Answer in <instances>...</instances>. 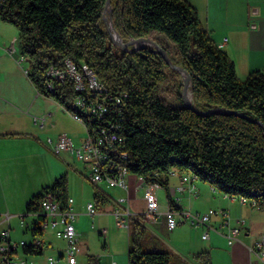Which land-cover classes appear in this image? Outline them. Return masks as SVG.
Masks as SVG:
<instances>
[{"label": "trees", "instance_id": "trees-1", "mask_svg": "<svg viewBox=\"0 0 264 264\" xmlns=\"http://www.w3.org/2000/svg\"><path fill=\"white\" fill-rule=\"evenodd\" d=\"M104 3L6 0L0 20L15 26L21 53L29 63L26 73L36 91L76 112L71 81H57L48 88L46 69L62 66L65 58L86 64L108 91L127 93L121 122L126 168L131 173L166 189L171 170L188 173L264 210V126L258 122L264 123V69L239 77L234 62L213 41L188 0H110L113 25L123 40L149 36L173 63L189 72L197 110L219 106L232 111L199 114L183 104L181 74L160 54L150 46L124 51L110 41L102 19ZM169 92L180 104L166 101L164 94ZM84 124H92V119H84ZM66 183L62 174L27 200L26 213L36 216L28 230L30 239L10 252L24 257L42 254L44 216L38 213L42 191L50 189L63 202ZM166 195L173 205L169 192ZM92 199L98 208L104 196L94 188ZM129 224L127 264H170L171 251L143 250L144 225L137 219ZM194 257L211 264L205 251ZM86 258L87 264H100L92 254Z\"/></svg>", "mask_w": 264, "mask_h": 264}, {"label": "crops", "instance_id": "crops-1", "mask_svg": "<svg viewBox=\"0 0 264 264\" xmlns=\"http://www.w3.org/2000/svg\"><path fill=\"white\" fill-rule=\"evenodd\" d=\"M188 1L196 8L202 25L208 30L215 43L222 41L226 37V41L221 48L234 62L235 70L239 77L246 76L254 69H264V0ZM1 22L0 26L2 28L5 27V30H12L9 23ZM10 39V37L4 39L3 43H8ZM7 62L15 68V75L14 78L12 76L9 77L10 73L5 75L6 73L2 70L3 62L0 58V202L1 199H4L10 212H7L5 217L0 219V223L2 220H6L7 224L2 230H8L9 238L12 241L20 239L28 241L30 239L28 230L36 216L26 213L25 204L27 200L44 186L51 184L58 175H61L65 163L73 166L85 179H88V170L86 164L82 172L76 166V163L69 162L66 151L55 154L56 157L51 155L52 151L46 144V137H54L60 133L58 129L63 127L58 123L60 122L58 120L60 116L65 117L68 121L73 118L66 109L50 96L38 93L30 82L26 71L22 73L17 62L13 59H7ZM21 84L22 88L19 89L18 87ZM23 89L27 90L24 91ZM41 100L47 101L48 104H53V110L50 111L48 107L49 109L46 111L43 107H40ZM52 114V121L49 122ZM35 117H43V119H37L35 122ZM55 124L60 128H54ZM66 133L71 137L68 132ZM83 137L84 128L83 135L78 138L76 144ZM71 139L73 141L72 137ZM51 157L58 167L53 176H51L47 166V162L49 163ZM26 173H30L31 177L29 178L30 181L24 184L21 183L18 177L24 176ZM181 175L177 170H171L166 176L167 189L165 186H160L156 189L160 212H163L168 205L167 192L180 183ZM15 178L18 180L19 185H13L14 192L11 200H8L5 185ZM127 182L128 185L125 189L118 186L94 185L90 190L92 197L94 188L104 196L103 202L100 203L97 209L110 210L113 214L114 209L123 210L124 207H128L129 213L126 216L128 221L137 219L144 225L145 229L151 227L160 231L167 230L168 234L173 236L171 240L172 246L176 247V249L186 248L191 251H205L211 264H261V259L248 249L249 245L264 232V210L258 209L252 201L246 200L242 203L238 197L227 196L209 184L197 181L195 177L191 176L190 180L185 182L184 185L187 186L192 183L194 185L192 191L185 187L183 191H175L171 195L175 201V208H187L196 212H205L209 208L215 209L216 213L210 216V224L216 228L223 221V216L218 212L223 209L227 212L229 226L240 228L236 239L231 244L227 242L226 236L213 229L207 231L208 238H205L207 241L198 242V238L195 237V232L192 228H200V238L204 239L201 237L204 227L192 226L187 222H182L173 229H168L162 213L155 218L145 217L143 215L145 209V201L143 199L144 183L140 182L133 173L128 175ZM105 188L122 193L115 196L111 193H106ZM161 188L164 189L162 193L160 192ZM66 192L67 196L73 199L67 190V183ZM119 197H125L126 200L120 203L117 201ZM80 207L79 205L76 206V210H74L76 214L81 213ZM75 229L77 236H79L76 225ZM220 229L226 232V227L222 226ZM51 232L54 234L53 229ZM107 232L108 228L105 226L100 228L99 233ZM27 234L29 235L28 239L25 238ZM45 234L46 229L41 236V244L45 240L50 243L45 238ZM127 237L128 233L126 232V251L128 247ZM64 247L65 241L58 257H62ZM110 251L115 254L120 250L114 248L112 251L110 248ZM34 257L26 256L27 264H37V260Z\"/></svg>", "mask_w": 264, "mask_h": 264}, {"label": "built area", "instance_id": "built-area-1", "mask_svg": "<svg viewBox=\"0 0 264 264\" xmlns=\"http://www.w3.org/2000/svg\"><path fill=\"white\" fill-rule=\"evenodd\" d=\"M5 2L6 0H0V12ZM225 41L226 37L216 44L218 47H222ZM14 50L13 44L6 47V51L10 54H13ZM46 76L45 86H54L57 81L63 82L69 79L75 91L74 98L82 105V110H86L92 117V124H83L77 121L76 113L68 111L72 118L83 126V139L78 144H74L66 132H60L54 137H46L45 141L48 147L55 154L66 151L73 154L77 160L84 161L88 170L87 178L94 185L127 188V179L131 172L126 168L128 152L124 146L125 138L121 122L127 93L108 91L90 67L84 63L76 65L68 58L63 60V65L60 67L49 66L46 69ZM40 118L43 119V117H35L34 121L36 122ZM109 152H118V159H109ZM136 176L145 185L143 192L145 201L143 215L145 217L155 218L162 213L168 229H173L178 224L187 222L192 226L204 227L205 229L201 234L204 239L208 238L207 231L209 229L226 236L229 244L236 239L240 228L229 226L227 212L223 209L218 211L223 216V221L217 228L210 224V216L216 213V210L212 208L205 212L191 211L187 208L177 209L175 208V201H173V205L168 203L166 209L160 212L156 194V189L160 187V184L156 181L145 182L141 176ZM190 177L191 175L188 173L182 174L180 183L168 191L169 195H173L175 191L181 192L185 187L192 191L194 187L192 183L187 186L184 185L190 180ZM238 198L242 203L247 200L243 197ZM125 200V197L117 199L120 203ZM72 202L73 199L68 196L63 202L60 201L50 189L46 188L42 191L38 212L44 216V220L40 224L41 228L43 230L53 229L54 234L65 241L62 257L58 258H64L66 264H76L75 251L78 236L74 224L76 212L72 207ZM252 203L254 204V201ZM85 210L90 217H93L97 208L93 201H88L85 204ZM128 213V207H124L123 210L114 209L113 214L117 226L128 229L129 221L126 217ZM222 226L226 227V232L221 231L220 227ZM36 241L34 239V242ZM24 242V239L12 241L9 238L8 230H2L0 232L1 264H27L26 257L10 252ZM248 249L261 259V264H264V232L249 245ZM57 260L59 259L52 256L47 257L48 264H55ZM111 264H116V262L113 261Z\"/></svg>", "mask_w": 264, "mask_h": 264}, {"label": "rangeland", "instance_id": "rangeland-1", "mask_svg": "<svg viewBox=\"0 0 264 264\" xmlns=\"http://www.w3.org/2000/svg\"><path fill=\"white\" fill-rule=\"evenodd\" d=\"M1 22V21H0ZM4 23V22H1ZM7 24V23H6ZM1 25V24H0ZM12 28V30H5V27L2 28L0 26V58L3 62L2 70L6 73H10V76L14 78L15 75V68L12 67L8 62L7 59L14 60L15 62L20 65V69L22 73H25L27 68L29 67V63L27 60V57L21 53L20 50V44L18 42V36H17V30L15 26L12 24H9ZM10 29V28H8ZM13 35V36H12ZM11 38L8 43L4 42V39ZM167 45L171 49L172 52L175 51V48L167 42ZM14 46L15 50L13 54H10L6 51V47L12 45ZM24 76V74H22ZM182 81V80H181ZM9 82V80H7ZM19 89L22 88V84ZM26 91L27 89H23ZM164 98L166 101L171 105H178L180 104L181 100L177 98V96L172 93H165ZM40 107H43L44 110H48L50 108V111L53 110L52 105L48 104L47 101H40ZM49 105V106H47ZM49 107V108H48ZM52 116L49 120V122L52 121ZM70 119V118H69ZM60 122H58L61 126H63L61 129H58V132L66 131L68 132L71 137L73 138L74 144L77 143L78 138L83 135V127L80 123L71 120H66V118L60 116L58 118ZM82 123V122H81ZM54 128H60L57 124H55ZM67 157L69 159V162L76 163V166L81 169L83 172L85 163L84 161L75 160V157L73 154L66 152ZM51 155L53 157H56L55 153L51 152ZM47 166L49 167V172L51 176H53L54 172L58 170L57 164L54 162V159L51 157L49 163L47 162ZM61 175L65 174L67 179V190L69 194L73 197V209L76 210V206H81V213L76 214L75 218V225L77 227V231H79L78 241L76 244V251H75V257H76V264H87V254H92L96 257H98L100 264H110L112 260L116 261L117 264H127V251H126V242H125V234L127 232L126 227H118L115 222V218L112 214V211L110 210H98L93 215V217H90L85 210V204L88 201H92V194L90 192L91 188L94 186L93 183H91L88 179L83 178L82 174L77 171L73 166L65 163L64 169L62 168ZM60 176V175H58ZM57 176V177H58ZM31 174L26 173L24 176L21 175L18 177L21 180V183L26 184L28 181H30ZM197 181H201L198 178H195ZM203 183V182H202ZM13 185L18 186V180L12 179V181H9L5 185V191L8 197V200H11V196L13 195L14 189ZM106 193H111L113 195L121 194L122 192H115L111 189L105 188ZM161 188L160 192L162 193L164 189ZM5 200L1 199L0 202V219L5 217V214L7 212L9 213L10 209H8L7 205L5 204ZM6 220H2L0 223V232L2 231V228L6 226ZM130 224H128L129 227ZM102 226H105L108 228L107 233H99L100 228ZM195 232V237L198 238V242H205L206 239L200 238V228H192ZM52 229L48 228L46 229L45 238H47L50 243L47 242V240L43 241L42 247L43 252L41 255H37L34 257L35 260H37V264H48L47 263V257L52 256L54 258H57V262L55 264H66L64 258H58V254L62 251V248L64 246V241L61 237H57L55 234H52ZM211 233V232H210ZM172 235H169L167 230H159V229H153L151 227H147L146 233L142 239V249L143 250H167L172 252V257L170 264H203L199 260L195 259L194 255L198 251H191L189 249L183 248V249H176V247L171 245ZM25 238L28 239L29 235H25ZM110 248L112 251L115 249H119L120 251H117L115 254L111 253Z\"/></svg>", "mask_w": 264, "mask_h": 264}, {"label": "water", "instance_id": "water-1", "mask_svg": "<svg viewBox=\"0 0 264 264\" xmlns=\"http://www.w3.org/2000/svg\"><path fill=\"white\" fill-rule=\"evenodd\" d=\"M102 19L106 25V31L109 34L110 41L116 45L118 48L124 51H129V50H135L139 49L143 46H150L151 50L157 52L160 54L163 59L166 61V63L170 66L171 69L179 72L181 74V99L183 104L196 111L199 114H209L213 112H220V111H225V112H232L230 110H226L223 107H212L210 109H207L205 111L202 110H197L193 104H192V99L188 98L186 94V89L188 86L191 85V78L189 72L183 68L181 65H178L176 63H173L168 56L166 50L160 46L153 38L146 36V37H137V38H130L128 40H123L122 37L119 35L117 30L115 29L112 21V6L110 4V0H105L104 7H103V16ZM191 92V91H190ZM262 126H264V123H261L258 121Z\"/></svg>", "mask_w": 264, "mask_h": 264}, {"label": "bare ground", "instance_id": "bare-ground-1", "mask_svg": "<svg viewBox=\"0 0 264 264\" xmlns=\"http://www.w3.org/2000/svg\"><path fill=\"white\" fill-rule=\"evenodd\" d=\"M48 88H52V86H47ZM186 94L188 98H191V92L189 86L186 89ZM73 106L76 108V118L77 121L82 122L84 124V119L91 120L92 117L86 112V110H82V105H80L79 101L74 98ZM109 159H118V152H109Z\"/></svg>", "mask_w": 264, "mask_h": 264}]
</instances>
